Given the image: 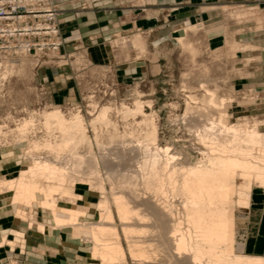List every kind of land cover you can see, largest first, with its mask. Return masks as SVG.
<instances>
[{
	"label": "rangeland",
	"instance_id": "374dc122",
	"mask_svg": "<svg viewBox=\"0 0 264 264\" xmlns=\"http://www.w3.org/2000/svg\"><path fill=\"white\" fill-rule=\"evenodd\" d=\"M54 3L59 10L58 4ZM140 4L138 5L141 6ZM216 6L225 15V22L230 29L219 42H210L204 26L194 22L187 25L186 20L175 19L171 13L178 6L161 5L165 12L162 22L155 26L133 24L129 29L109 33L103 29L86 35L76 33L71 34L69 40L62 36L60 27L61 44L58 49L23 55L17 61L0 58V126L3 128L0 158L3 156L1 152L8 150L14 157L23 160L22 165L17 160H11L9 176L0 179V194L4 193L0 197L7 200L9 197L13 203L12 193L4 192L1 183L7 178L15 177L23 164L31 162L29 145L32 138L44 142L58 136L55 131L51 135L53 133L50 134L44 126V111L60 110L68 118L80 113L87 136L91 140L79 149L84 155H88L91 150L96 156L105 155L112 160L115 158L113 163L116 165L118 178H121V174L133 173L132 169L136 170L135 164L140 156L130 149L137 146V137L143 141L154 126L157 143L163 147L169 146L170 154H177L174 162L178 163L181 161V154L186 158L188 155L192 161L202 157L200 149L206 150V147L199 139L198 130L203 129L208 122L218 123L220 117L228 124L248 122L252 125L264 121V61L259 60L260 53H264V50L261 51L233 33L239 25L248 27L253 26L256 20H264V0H235L223 5L218 3ZM87 7V3L81 6ZM134 18L135 16L131 20H135ZM258 62L262 63L261 66L257 65ZM211 96L219 102L225 99L224 113H220L217 108L221 105L219 102L210 101ZM138 102L148 117L144 123L141 122V114L134 116L127 112V109H135ZM104 107L109 110V124H92ZM25 119L33 120L34 128L23 137L19 129ZM262 130L264 131V125ZM112 133L118 134V141L110 142ZM39 152L40 156L47 153L43 149ZM142 182L141 180L137 190L140 197L131 203L148 217L146 222L132 223L147 230L146 237L138 239L147 238L148 243L152 244L148 249L145 247L148 257L142 259L130 253L112 199L115 193L125 196L126 190L118 185L113 189L114 186L107 184L103 194L85 181L65 186L74 192L72 196L55 195L61 208L72 207L84 212L79 222L85 224V227L80 224L75 228L55 227L78 229L79 240L82 242L81 252L77 253L80 262L71 264H98L93 259V243L88 231L91 223L100 221L97 204L103 195L109 198L114 214L113 224L117 227L125 251L124 258L117 264H175L174 254L163 237L167 228L158 225L154 211L144 202L152 197V193L150 195ZM165 191L168 192L164 198L155 195L153 199L159 207H171L175 218L184 222L183 194L178 189L173 191L169 186H166ZM78 195H81V199H78ZM13 204L17 205L16 215L18 208L22 207L28 220L35 219L51 228L54 225L51 214L42 208L32 210ZM39 209L48 215L45 220L40 219L42 214ZM239 210L235 211L236 214ZM60 215L66 216L65 213ZM28 226L30 227L29 224ZM183 226L188 227L186 223ZM145 245L146 243L142 244ZM63 264H66L65 261Z\"/></svg>",
	"mask_w": 264,
	"mask_h": 264
},
{
	"label": "bare ground",
	"instance_id": "6f19581e",
	"mask_svg": "<svg viewBox=\"0 0 264 264\" xmlns=\"http://www.w3.org/2000/svg\"><path fill=\"white\" fill-rule=\"evenodd\" d=\"M23 55L10 54L0 58L17 61ZM210 101L219 102L213 97ZM224 102L225 99H221L219 102L221 105L217 106L220 113L225 111ZM108 112V108H102L92 124L96 122L109 124ZM127 112L133 113L134 116L141 114L143 123L148 119L139 102L135 109H127ZM42 117L44 126L50 134L55 131L58 136L49 137L50 139L44 142L32 138L29 145L31 162L23 164L15 177L7 178L1 183L4 192L12 193L13 203L32 210L40 207L51 214L54 222L52 228L35 219L28 220L23 208L19 207L17 217L28 220L30 227L34 226L42 232L63 226L75 228L78 224L85 227V224L79 222L84 212L72 207L61 208L55 195L72 196L74 192L72 193L65 186L78 185V182L86 181L90 187L96 188L103 194L107 184L114 186L113 189L118 185L122 190H126L127 195L126 192L125 196L114 194L112 190L114 194L112 199L130 253L141 259L147 258L145 247L148 249L152 244L148 243L147 238L138 239L146 237L147 230L132 225L136 222L138 224L146 222L148 218L136 206L131 205L140 197L137 190L142 180L145 189L150 195L152 193V197L144 202L154 211L158 225L167 228L163 237L174 254L175 264H264V256L247 254L239 250L241 242L239 243L236 238L237 222L244 219V213L235 212L239 208L248 206L253 186H264V131L262 130L264 121L252 125L248 122L228 124L220 117L218 123L208 122L203 129L198 130L199 139L206 147V150L200 149L202 157L192 161L188 155L186 158L181 154L182 157L179 158L181 161L178 163L174 162L177 154H170L169 146L163 147L157 143L154 126L143 141L137 137L139 141L137 146L130 149L140 156L135 164L136 170L131 171L137 175L130 173L122 176L121 174V178H118L116 165L113 163L115 158L112 160L105 155L96 156L91 153V148L88 155H84L79 149L81 145H86L91 140L87 136L85 122L80 113L68 118L62 111L53 110L44 111ZM33 126V120L25 119L22 122L19 130L23 137L34 128ZM2 129L0 126V145ZM117 139L118 134L110 135V142H116ZM42 149L47 151L45 156L39 155ZM79 173L82 175L79 176ZM166 186L173 191L178 189L183 194L184 222L175 218L171 207H159L160 205L154 200L155 195L164 198L168 192L165 191ZM101 197L97 204L100 221L91 223L88 231L93 243V259L98 261V264H117L124 258L125 251L117 227L113 224L114 214L109 198L105 195ZM78 199H81V195H78ZM60 213H65L66 216ZM185 223L187 228L183 226ZM144 243L146 245L142 246Z\"/></svg>",
	"mask_w": 264,
	"mask_h": 264
},
{
	"label": "crops",
	"instance_id": "0c3cea01",
	"mask_svg": "<svg viewBox=\"0 0 264 264\" xmlns=\"http://www.w3.org/2000/svg\"><path fill=\"white\" fill-rule=\"evenodd\" d=\"M53 1L59 6L58 18L61 34L67 39L71 34L86 35L101 29L109 33L129 29L133 24L135 26H155L162 22V15L165 12L161 5L167 7L175 5L178 8L171 15L175 19L186 20L187 25L194 22L204 26L212 43L224 39L227 30H230L225 22V15L218 11L219 7L216 4L223 5L225 2L235 0ZM83 3H87L88 7L81 8ZM141 8H144L143 11ZM134 16L135 20H131ZM235 29L233 33L241 37L243 41L253 44L261 51L264 50V20H256L253 26L239 25ZM263 55L264 53L261 52L260 62L264 61ZM261 64L258 62L257 65L261 66ZM1 154L3 156L0 158V179L9 176L11 160H17L21 165L23 162L21 158L14 157L8 150L2 151ZM2 194L4 193L0 195ZM14 205L9 197L8 200L3 196L0 197V264L80 262L77 253L81 252L82 242L79 240L77 228H54L41 233L34 226L29 227L27 221L17 217V205ZM39 210L42 214L40 219L45 220L48 215L43 210ZM238 212L244 213V219L237 222L236 238L239 243L241 242L239 250L247 254L264 256V186H253L248 206L242 207ZM38 214L39 212L36 214L37 218Z\"/></svg>",
	"mask_w": 264,
	"mask_h": 264
},
{
	"label": "built area",
	"instance_id": "2783aa9c",
	"mask_svg": "<svg viewBox=\"0 0 264 264\" xmlns=\"http://www.w3.org/2000/svg\"><path fill=\"white\" fill-rule=\"evenodd\" d=\"M58 15L52 0H0V57L58 49Z\"/></svg>",
	"mask_w": 264,
	"mask_h": 264
}]
</instances>
